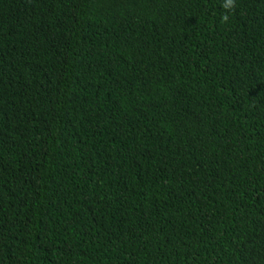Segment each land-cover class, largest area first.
<instances>
[{"label": "trees", "instance_id": "16d2710c", "mask_svg": "<svg viewBox=\"0 0 264 264\" xmlns=\"http://www.w3.org/2000/svg\"><path fill=\"white\" fill-rule=\"evenodd\" d=\"M225 3L0 0V264H264V0Z\"/></svg>", "mask_w": 264, "mask_h": 264}, {"label": "clouds", "instance_id": "9594fccd", "mask_svg": "<svg viewBox=\"0 0 264 264\" xmlns=\"http://www.w3.org/2000/svg\"><path fill=\"white\" fill-rule=\"evenodd\" d=\"M223 7H225L226 9L227 8L234 9V7H235V0H226V3L223 5ZM228 19H229L228 15H224L222 17V22H225L226 23L228 21Z\"/></svg>", "mask_w": 264, "mask_h": 264}]
</instances>
